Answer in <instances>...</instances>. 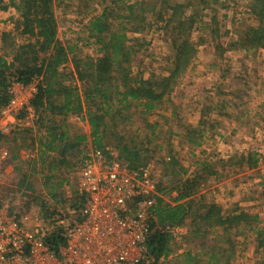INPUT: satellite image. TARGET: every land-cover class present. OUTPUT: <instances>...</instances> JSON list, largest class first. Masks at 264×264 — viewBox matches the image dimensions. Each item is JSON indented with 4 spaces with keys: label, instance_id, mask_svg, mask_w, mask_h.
<instances>
[{
    "label": "rangeland",
    "instance_id": "obj_1",
    "mask_svg": "<svg viewBox=\"0 0 264 264\" xmlns=\"http://www.w3.org/2000/svg\"><path fill=\"white\" fill-rule=\"evenodd\" d=\"M111 1L52 0L57 36L64 46L71 47L68 62L60 68L64 72V84L70 87L78 84L82 88L81 83L71 75L73 60L95 59L100 55L94 38L89 37L87 24L104 7L110 6ZM171 1L182 5L181 16L193 17L191 28L187 29V22L184 27L186 30L179 34L177 21H167L165 6H161L160 0H154L155 13L162 11V16L154 14L153 20V16L147 15V26L140 32L129 33V44L135 49L128 64L130 75L133 78L160 81L173 68L177 56L176 45L184 37L193 45L195 52L181 74L172 81V89L155 101L156 106L150 112L141 113L139 108L132 110L133 114L127 123L117 120L116 126L106 128L101 141L110 145L119 156L118 143L136 146L142 162L150 166L156 192L164 198L163 203L172 202L176 196L177 178L190 175L189 178L196 177L199 180L196 185L199 192L192 200L195 209L205 203L203 207L217 202L228 211H232L237 204L257 214L258 220L253 222L257 229L254 232L235 235L236 229L231 227L224 233L220 229L211 233L209 228V232L205 230L204 235L205 232L201 230L195 236L186 237L178 246L175 244L172 247V259L165 261V264L185 263V256L178 254L180 251H190L191 254L200 251L201 262H206L207 254L204 253L207 248H201L203 240L207 241L206 246L224 245L223 254L227 255L230 252L227 239L235 251L229 264H264V241L260 246L258 242L264 239V50L240 46H233L236 51L231 52L222 49L238 41L249 26L257 25L249 13L250 0ZM0 5H7L6 8L0 6V54L9 61V44L23 43L26 37L15 29L19 13L10 0H1ZM110 21L116 24L115 19ZM4 33L8 35L3 37ZM91 109L95 110V106ZM34 111L33 122L27 126H16L0 139V149L9 147L14 156L11 163H5L1 168L0 176L5 183H9L5 184L7 187L15 186L11 189L23 191L18 193L20 203L27 201L28 204L37 199L40 182L45 183L46 192L52 183L51 180L45 182L41 176L39 160L29 162L32 154H35L38 129L47 128H40L41 116H45V113ZM74 114L88 122L87 107ZM45 121L55 126L62 123L63 117L62 114L49 112ZM153 123L156 126L152 134L149 125ZM119 136L123 137L120 141L117 140ZM186 136L195 139L197 144ZM88 148L81 144L66 155L79 161ZM56 156L54 153L52 159H56ZM254 158L257 164L252 166L250 163ZM205 163L212 169H218L219 174H209ZM54 164H46L44 169L49 171ZM50 171L56 172L55 169ZM26 174L31 179L23 178ZM26 186L35 190L27 194ZM57 206L59 204L49 202L39 214L67 211ZM191 214H195V210ZM218 232L219 239L215 238ZM245 237H249V242L245 241ZM174 243L170 239V246ZM254 244L258 248L255 251ZM222 259L213 264H224Z\"/></svg>",
    "mask_w": 264,
    "mask_h": 264
},
{
    "label": "trees",
    "instance_id": "obj_2",
    "mask_svg": "<svg viewBox=\"0 0 264 264\" xmlns=\"http://www.w3.org/2000/svg\"><path fill=\"white\" fill-rule=\"evenodd\" d=\"M111 2L110 6L104 7L87 24L89 37L94 38L100 55L95 59L73 60L71 75L81 83V88L78 84L70 87L63 83L64 72L59 68L68 61V52L71 47L64 46L57 36L52 0H10L19 13V18L15 21V29L20 35L26 37V41L17 45L12 42L9 44L11 47L9 61L0 54V105L7 100L5 89L12 78L22 84H29L36 80V92L30 103L36 111L45 113V116H41L40 123L50 132V140L46 143L45 150H54L56 141L64 142L60 154H64L70 148L65 141V135L56 134L54 127L45 121L49 112L65 115L81 112L84 107H87L93 144L101 146L103 144L101 138L105 135L106 128L116 126L117 120L127 123L133 114L132 110L138 108L141 113L150 112L156 106L155 101L160 100L172 89V81L181 74L195 52L193 45L184 37L176 45L177 56L167 76L161 77L160 81L133 78L130 75L128 64L135 49L129 44V33L143 30L149 20L147 15L153 16L154 20V14L160 17L163 12L155 13L154 0H134L132 2L112 0ZM160 4L165 6L164 11L168 14L167 21H177L176 28L180 29L179 34L186 30L184 27L187 22L189 23L187 29L191 28L194 19L191 15L186 17L187 19L181 16L183 15L181 4L171 0H160ZM6 7L7 5L1 6V8ZM248 8L249 13L257 21V25L249 26L238 41L229 44V47L240 46L247 49L256 47L264 50V0H250ZM112 19H115V25L110 21ZM7 35L4 33L3 37ZM92 106H95V110L91 109ZM149 126L152 127L153 134L156 124ZM2 137L0 132V139ZM122 138L119 136L117 140L120 141ZM190 140L193 141L192 138ZM118 152L132 167L143 164L136 146L118 143ZM256 164L257 161L254 158L250 165L255 166ZM198 182L196 177L179 179L176 183V200L188 198L196 189ZM216 207L215 204H210L203 207V213H199V209L194 208L192 201L169 205L157 197L154 206V224L178 225L184 221L186 216H191V237L201 230L208 231L212 226L222 227L224 233L228 228L238 224L250 226L255 221L254 216L243 211L226 215L221 214ZM190 209L195 210V214L189 215ZM240 230L236 229L235 233ZM203 234L206 235V232ZM170 239L167 233L159 230L151 234L147 248L150 256L154 258V264H158V260L170 252ZM51 241L56 246L60 239L54 235ZM226 241L230 247L229 251H233L231 242L228 239ZM262 241L264 239L258 241L259 246ZM206 243V240L201 243L202 249L207 248L204 253L207 254L206 262H201L200 251L194 254L187 251L183 254L184 264H213L214 261L219 262L221 258H224L222 259L224 264H229L230 252L227 255L223 254L224 245L206 246Z\"/></svg>",
    "mask_w": 264,
    "mask_h": 264
},
{
    "label": "built area",
    "instance_id": "obj_3",
    "mask_svg": "<svg viewBox=\"0 0 264 264\" xmlns=\"http://www.w3.org/2000/svg\"><path fill=\"white\" fill-rule=\"evenodd\" d=\"M33 80L22 84L12 78L0 116L28 114L36 92ZM18 84L31 87L21 100ZM8 150L0 149V163ZM67 177L73 185L72 207L38 215L27 227V209L18 190L0 197V264H154L147 243L155 230L179 240L178 225L154 224L156 183L148 164L132 167L110 145L90 147L72 164ZM60 239L56 246L51 237ZM161 257L159 260H162Z\"/></svg>",
    "mask_w": 264,
    "mask_h": 264
},
{
    "label": "crops",
    "instance_id": "obj_4",
    "mask_svg": "<svg viewBox=\"0 0 264 264\" xmlns=\"http://www.w3.org/2000/svg\"><path fill=\"white\" fill-rule=\"evenodd\" d=\"M222 49H224L226 52H231L233 50L236 51V49L229 47L228 45H226V47H224ZM63 66H65V64L60 66V68ZM60 68H59V70H60ZM16 88L21 93V100L27 101L30 98L31 87H29L28 85L23 86L22 84H18ZM29 101H30V99H29ZM34 110L32 109V111H34ZM62 117H63L62 123L59 125H55L53 127L55 129L56 134L57 133H63L65 135V141L67 142V145L70 146V148H68L65 151L66 153L64 152V154H62V155L60 154V149L62 148V145L64 143V142H60V141H58V142L56 141V148L54 150H45V145L50 140V132H49V130H47V128L45 126H42V127L40 126V128L45 127L46 129L45 130L38 129L40 132L38 131V136H36V138H35L36 141H38V143H36V146H35L36 147L35 148V154L34 155L32 154V159H30L29 162H31L32 160L33 161L39 160L40 166H41L40 167L41 176L43 177L45 182H47V180H51L52 183H50L49 186L46 184V186H48L47 187L48 192H46L44 190L45 189V187H44L45 183L43 184L42 182H40L39 188H38L39 190L36 193L37 199L34 200V202L31 201L29 204L27 203V201L21 202V204L24 207H26V209H27L26 211L28 212L27 213L28 215H27L26 219L24 220V222L28 228L35 225V223L38 221L37 216L40 215L39 213H41V208L45 207L49 202H50V204L51 203L59 204V206H57V207H60L61 209H64V210H68L70 207L73 206L72 205V200L74 197L73 196V186L70 183L69 178L67 177V172H68L69 168L72 166V164L76 161L71 159L72 156H69L66 154L68 151L72 152V149H75L76 147H80L81 144H83V146H87L89 148L94 145L92 138H91L90 126H89L87 121L79 119L78 115H76L74 113H67L65 115H62ZM31 122H33L32 118L28 114L22 116V119L18 120V117L14 113H8L5 116H0V132L4 138L7 135V132L11 131L16 126L17 127L21 126V125L27 126ZM199 131L202 132V130H199ZM41 137L43 138L42 140H41ZM186 137L188 140H190L192 138L190 136H186ZM190 141H192V140H190ZM192 142L197 144L195 139H193ZM6 149L8 150V155H7V157H5V159L3 161H1L0 170L4 166L5 163H11L14 160L13 159L14 156H13L12 151L9 149V147H7ZM53 152L57 155L55 157L56 159H52L53 154H54ZM48 159H50V160H48ZM36 161H34V162H36ZM53 162L55 163L54 167L52 166L51 168H49V171H47V169L46 170L44 169V167H46V164L47 165L49 163L53 164ZM205 165H206L205 166L206 168H209L207 170L209 174H211V175L219 174L218 169H216V168L212 169L211 167H208L209 165H207L206 163H205ZM61 166H62V168H59ZM53 169L56 170L55 173H51L52 171H50V170H53ZM59 170L61 173L59 172ZM188 176H190V175L182 176L181 180H183L185 178H189ZM29 177L30 176L26 174V175H24L23 178L31 179V177L30 178ZM177 180H179V178H177ZM5 184H9V183H5L4 178H1V176H0V197H2V198H6L11 190H18V189H11V188H14L15 186L7 187V185H5ZM26 187L29 188L30 191ZM26 187H25V189H26V192H28L27 194H29V192H33V190H35L33 187H29V186H26ZM158 188H159V183L157 184V189ZM19 192L23 193V191H19ZM197 192H199L198 187H196L194 192L188 198L181 199V200H176V196H177V194H176V196L173 198V201L172 202L170 201L167 204L174 205V204L179 203V202L185 203L187 201H192L194 198H196L195 195H197ZM157 197L161 198L162 201L164 202V200H163L164 198L159 193H158ZM65 199L67 201L62 203L61 201L62 200L65 201ZM19 200H20V198H19ZM35 201H37V202H35ZM33 203H35L36 205H34ZM202 204H204V203H202ZM206 204L207 203L202 205L201 208L199 207V213L204 212L203 206H206ZM211 204H215L217 206L216 208H218L220 210L221 214L224 213V214L228 215V214L238 213L240 211H243L245 213H248V214L254 216L255 221L258 220V216L256 213H252L248 209L238 207L237 204L234 205L235 207L233 208L232 211H228V209H223V207H221L220 204L217 202L216 203L212 202ZM36 207H39V208L36 210ZM191 211L192 210L190 209L189 215L191 214ZM190 222H191V216H186L184 221L181 224H178V226L180 227L181 232H182L181 237H180L181 239L179 241L174 240L175 243L170 246V249H171L170 252L162 260H158V262H157L158 264H163L165 261L172 259V258H170L171 254L173 253V249H174L172 247L175 244L178 246L180 243H182L183 240H185L186 237L190 236ZM182 228H185V229L183 230ZM234 228L235 229H241L240 232L236 233L235 235H243L244 232H247V231L254 232V230H257L256 227L253 225V223H251L250 226H243L242 224H238ZM217 229H220L221 232L223 231L222 227H220V226H212L210 228V231H211V233H213L214 232L213 230H217ZM219 235L220 234L218 232V234L215 235V238L219 239V237H220ZM245 239H246L245 240L246 242H249V237H245ZM254 246H255L254 247V251H255L258 248L256 247V244H254ZM234 253H235V251L230 252V260L232 259V256ZM178 254L183 255L184 253H183V251H180ZM218 257H220V255H218ZM182 264H184V263L182 262Z\"/></svg>",
    "mask_w": 264,
    "mask_h": 264
}]
</instances>
